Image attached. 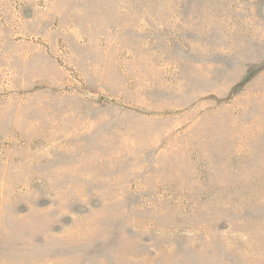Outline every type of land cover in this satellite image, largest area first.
Segmentation results:
<instances>
[{"label":"rangeland","instance_id":"374dc122","mask_svg":"<svg viewBox=\"0 0 264 264\" xmlns=\"http://www.w3.org/2000/svg\"><path fill=\"white\" fill-rule=\"evenodd\" d=\"M0 264H264V0H0Z\"/></svg>","mask_w":264,"mask_h":264}]
</instances>
